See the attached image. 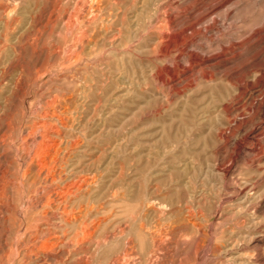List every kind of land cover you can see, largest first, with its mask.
<instances>
[{
	"label": "rangeland",
	"instance_id": "1",
	"mask_svg": "<svg viewBox=\"0 0 264 264\" xmlns=\"http://www.w3.org/2000/svg\"><path fill=\"white\" fill-rule=\"evenodd\" d=\"M81 1L84 19L71 14L72 2ZM168 1L0 0V264H61L24 251L45 222L39 207L26 215L21 209L41 185L30 173L22 187L15 148L47 109L62 112L64 127L49 120L61 128L67 174L87 181L77 204L93 237L70 245L64 264H264V83L230 123L221 107L231 87L220 74L205 82L199 71L182 91L194 35L183 53L179 45L164 58L152 37ZM244 1L242 8L231 5L224 32L229 24L249 28L264 15L262 2ZM83 29L89 42L81 49L74 38ZM73 49L79 57L66 61ZM10 202L27 224L6 210ZM140 226L148 238L133 234ZM73 230L67 226L66 235ZM149 232L167 241L165 249Z\"/></svg>",
	"mask_w": 264,
	"mask_h": 264
},
{
	"label": "bare ground",
	"instance_id": "2",
	"mask_svg": "<svg viewBox=\"0 0 264 264\" xmlns=\"http://www.w3.org/2000/svg\"><path fill=\"white\" fill-rule=\"evenodd\" d=\"M77 1H80V0H77ZM250 1L253 4H255L258 1L262 2L264 4V0H250ZM235 3H236V5H239V3H240L239 6L242 8L243 5L245 6L248 4V1H244V0H169L168 5H167V9L169 11L168 12L165 11V13H168V15L163 16V17L158 16L156 24L154 25V29L152 28L153 29V32H152L153 36L152 37H154L153 39L155 40V43H157L158 46L159 45L162 46L161 50H162L163 54H161V57H163V58L166 54H169L170 52H172L171 48L180 47L179 45H183V43L185 42V40L188 37H190L191 35H194V38H193L192 44H191V47H193V50L189 51L190 53L188 52L189 53V60H188L189 61L188 66L189 67L188 66L183 67L182 65H179V66L184 68L185 71H183V70H181V71H183L182 72V74L184 75L183 79L187 81L184 85H182L181 89H182V91H185L184 89H186L187 87H192L193 85H195L194 81L195 80L198 81V79L196 77L197 75H195V73H197L199 71H200L199 72L200 73L199 74V80L205 81V82L214 81L213 76H215L216 74H220L221 75L219 77L220 81H224L225 84H227L231 87L230 99L228 100V102H225L224 104H222V107H221L222 111L224 113H226V115L228 116L229 123L235 119L234 113H236L238 111H242V109L247 107L246 106L247 104H249V103H251V101H253L252 99L255 97L252 95L251 90L255 91L256 85L262 86L264 83V15L261 16L260 20L254 22V23H251L249 28H245V29L241 30L238 27H233L232 24H229V25H227V28L230 29V31L224 32L223 28L225 27V24H226V18L229 15V12H231L230 11L231 5H233ZM72 4H73L72 5L73 11L71 13L72 16H75L76 18L80 17V19H82V18L84 19V17L86 16L85 15L86 10H85L83 2L82 1L81 2H75V3L72 2ZM77 4H78V6H77ZM70 12H71V10H70ZM173 12H176V16H174L172 14ZM107 13H108V11H107ZM107 13H106V15H107ZM110 13H108L109 19L116 18L115 14H110ZM115 13L117 15V11ZM87 14H88V12H87ZM177 14H178V16H177ZM214 14H217V17L211 16ZM5 16H8V14ZM90 20H89V22H90ZM105 20H107V19H105ZM71 21H73V20L69 19V21L65 22V24L68 22L67 26H65V27H67V29H70L71 24H73ZM84 22H83V25H84ZM75 28L73 30H75ZM85 29L80 31L79 34L77 36H75V38H74V40L76 42H79V45L77 44V46H79L81 49H83V42L88 41L87 31L89 29L88 30H85ZM171 31H173V34L169 35L168 32H171ZM188 31H190V33H188ZM67 33H69V32H67ZM72 33H74V32H72ZM232 33H234V36H232ZM230 34H231V39L227 37ZM69 35H70V33H69ZM167 37L169 39L166 41L165 39ZM197 39L200 40L199 43H195V41ZM201 39H204V40H201ZM75 45H76V43H75ZM185 46L183 49H180V54L185 51ZM56 47H57V45H56ZM73 50H76V51H74L73 53H69L67 56L66 55L64 56V58L66 57L65 58L66 61L72 59V57H74V56L76 58L79 57V53L81 51H77V49H73ZM166 56H168V55H166ZM238 59H240V60L238 61ZM164 61H165L164 59L159 58V62L162 63ZM157 81L163 82L164 79L161 75H158ZM99 83L100 82H98V84ZM23 85H24V83H23ZM179 89L176 91L177 93L181 92ZM94 105H95V103H94ZM48 106L49 107L52 106V101L47 103V107ZM248 106L249 107H247V109L250 108V105H248ZM58 108L59 107H57V109ZM260 109H262V108H260V106H259L256 110L258 111ZM15 110H16V108H15ZM50 110L47 109L40 116H38L40 113L37 114L39 119L41 118L42 121H40L36 118L38 121L35 119L36 121L27 127L28 129H26L25 134L20 137V139L18 141L19 142L18 146L15 148L17 155H18L17 156V160H18L17 162L19 165H21L19 173H20V177H21V183L20 184L22 185V187L24 185L23 179L27 175H29L30 173L34 174V179L38 180L40 182V185H41V190L40 191L38 190L40 193L37 192V193H39L37 196L34 194H33L34 196L32 195L31 197L27 196L24 198L23 201L20 202V204L24 203V206L21 209H23V211L26 215V213L29 212V210L39 207L40 208L39 214L36 213L37 218L42 219L43 222H45L44 228H41V229L36 228V229H39V232L37 231L39 233V235L37 233H35L33 235L30 243L27 244L28 246L27 245L24 246V251H26L25 253L29 252V254L32 253L31 255H33V257H35V258L39 257V259L42 260L41 262H43V260H46V261L58 260L59 263L64 264L63 256H64L65 252L67 251V248L70 245H75V246L79 245L88 235H89V237L92 236V235H90V233L92 231L90 233H88L89 231H87V229H89V228L86 225L87 223L85 224L84 220H83V216H84L83 209L79 206V204H77L78 203L77 201H79L80 195H82V194H80V192L83 191L82 189L87 182L86 178L77 174L78 172H76V171H74L73 174H70V175L67 174V170H66V163H67L66 162V156L67 155H66V152H68V151L65 150L66 147L62 146L63 145V141H62L63 137L61 135L62 132H61V128H60V127L65 126V122L63 121L64 119L61 116L62 112L56 113L55 111H50ZM50 118H55L57 120V122L59 123L60 127L57 126L55 123H52L49 120ZM250 129H253V128H250ZM254 130L257 133V131H259L260 129L254 128ZM77 139H79V138H77ZM7 142H9V141H7ZM77 143H78V141L75 140V141H73L72 145L77 144ZM5 144H7V143L5 142ZM62 147H63V149H62ZM14 155H15V153H14ZM79 155L80 154H78V156ZM81 156H83V153ZM76 159H79V158H76ZM75 162L78 163V160L74 161V163ZM4 163H6V162H4ZM71 164H73V163H71ZM10 180H12V179H10ZM12 182H13V180H12ZM11 185H13V184H11ZM14 186H15V184H14ZM18 194H19V192H18ZM114 194L115 193H113L112 196H114ZM68 203H69V205H68ZM70 204H71V206H70ZM74 204H76V210L77 209L78 210L76 211L75 215H73L74 214L73 213L72 214L73 216H71V211H73L75 208L73 206ZM2 205H3V202H2ZM5 207H6V210H9L13 216H16L20 219L22 218L24 220L23 223L27 224L29 217H25L24 213L22 214L20 210L16 209L15 206L11 202L9 205H6ZM135 207H137V205H135ZM138 207H137V209H138ZM34 219H35V217H34ZM51 219H53L55 221H52ZM67 226H70L71 229H74L72 236L66 235L65 229ZM142 227L143 226H140V229L137 231L133 229V234L135 231V232L139 233L138 237H144L145 233L147 234V231L145 230V228H144L145 231H143V229H141ZM36 229H34V230H36ZM117 229H118V227H117ZM152 232L151 233L149 232L148 235H150L152 241L156 244L157 247H159V246L162 247L161 243H163V242H162V239L160 238L161 236L157 237ZM130 238H131V236H130ZM145 238H148V237L145 236ZM136 239L138 240V238H136ZM182 239L184 240V238H182ZM165 242H167V241H164L163 245L165 244ZM88 243H89V240H88ZM130 245H131V247H133L132 243ZM77 247H79V246H77ZM127 247H128V245H127ZM164 247L165 246H163L162 248H164ZM128 249H130V247ZM18 250H19V248H18ZM169 250H171V249H169ZM131 253H132V250H131ZM186 254H188V253H186ZM126 255H127V252H126ZM156 255H158V253H156ZM164 255H165V253H164ZM30 256H28V257H30ZM160 257H162V256H160ZM160 257L159 258L155 257L156 259H158L156 261H159ZM116 260H117V258H116ZM116 260H114V261L116 262ZM178 261H179V259H178ZM114 264H116V263H114Z\"/></svg>",
	"mask_w": 264,
	"mask_h": 264
}]
</instances>
